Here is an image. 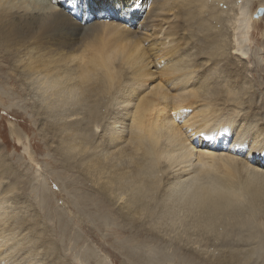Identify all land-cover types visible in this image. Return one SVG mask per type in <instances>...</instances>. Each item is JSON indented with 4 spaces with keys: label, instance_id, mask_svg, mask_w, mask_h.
Instances as JSON below:
<instances>
[{
    "label": "bare ground",
    "instance_id": "1",
    "mask_svg": "<svg viewBox=\"0 0 264 264\" xmlns=\"http://www.w3.org/2000/svg\"><path fill=\"white\" fill-rule=\"evenodd\" d=\"M211 1L224 0H202V4ZM137 2L130 8L133 0H0L3 56L26 82L23 89L31 101L28 106L45 134L56 142L54 154L65 169L76 170L84 187L88 177L95 178L98 188L93 193L87 192L90 187L82 190L77 186L76 177L69 178L67 187L82 192L72 198L76 212L87 217L94 228L101 223L107 226L105 238L124 233L133 236L128 235L124 242L122 237L115 240L127 248L123 256L131 257L128 264H167L179 257L184 262L191 258L204 264H255L262 255V251L256 253L257 248L264 246L258 232V239H251L248 233L249 237L235 243L236 239L226 234L225 238H213L202 228L239 209L246 203L242 197L251 203L264 192V157L255 154L259 146V154L264 152L263 129L256 123L259 129L254 131L250 125L256 112L251 110L250 118H244L227 108L235 102L243 105V101H236L240 91L235 85L245 80L229 59L239 56L236 51L242 48L238 42V47L232 44V37L244 42L250 25L258 23L261 16L264 19V14L258 16L262 0H227V6L232 5L228 24L221 13L214 17L208 10L207 18H201H206L205 24H212L215 32L202 35L198 47L191 43L197 36L195 30L191 28L192 34L187 36L181 21H175L183 13L182 9L175 10L179 5L176 0H153L136 33L120 27V23L98 20L115 17V8L133 13L142 8ZM254 4L259 7L256 14L251 10ZM86 17L95 21L88 22ZM219 57L226 61L222 66ZM207 63L211 67H206ZM260 88L257 86L258 91ZM254 90L248 97L255 95ZM3 101L0 99L1 109L11 108ZM189 109L196 111L187 116ZM102 122L103 137L96 143L90 125L98 127L96 123ZM10 134L31 159L27 144L22 142L27 138L12 126ZM95 147L98 152L89 154ZM101 179L103 182L98 183ZM40 192L43 202H48L49 196L43 195L42 189ZM86 202L95 206L92 215ZM52 210L48 212L51 223L36 221L32 225L21 216L9 222L0 212V264H23L25 255L28 258L39 248L47 256L42 264H75L61 251L64 242L53 238V232L60 227L75 249L84 240L82 234L90 237L92 228L81 218L73 222L58 214L61 209ZM72 225H76L75 230ZM27 230L31 233L28 237L23 233ZM184 234H195L205 240V246L197 248L200 240L191 241ZM22 241L30 243L27 249L19 247ZM133 243L137 251L131 250L129 244ZM178 243H191L192 247L185 249ZM161 247L164 250H158ZM92 249L82 252L87 264L93 262ZM252 253L256 258L249 256ZM108 258L112 264H125L118 263L115 255L108 254ZM104 261L94 262L106 264ZM190 264L195 263L190 260Z\"/></svg>",
    "mask_w": 264,
    "mask_h": 264
},
{
    "label": "rangeland",
    "instance_id": "2",
    "mask_svg": "<svg viewBox=\"0 0 264 264\" xmlns=\"http://www.w3.org/2000/svg\"><path fill=\"white\" fill-rule=\"evenodd\" d=\"M136 1H138L137 2L138 5L142 6V8H138L137 11L134 9V12L136 14L134 12L129 13V14H125L126 13L125 11L120 12L119 10H117L115 8L114 12L112 11V13H114L115 17L108 19V18H105L103 16V19H98V20L99 21H105V22L106 21L107 22L112 21V22L120 23L119 24L120 27L128 28L132 32L136 33L138 31L139 26L141 25V23L143 22L146 14H147L146 12H148L150 10V7H152L151 5H152L153 0H136ZM176 1L178 2L179 5L175 8V10L177 12H179V10L182 9L183 13L180 16L181 19L179 20V18H178L175 21H181V23L183 24L182 26L185 29L184 30L185 32H183V33L187 34V36H189L188 34H192V31L195 30V34L197 36L195 38L191 39V41H192L191 43L193 45H196L197 47H198L197 40L198 39H204L201 37L202 35L208 36V34L215 32V30H213L214 28L210 27V26H212V24H210V23L205 24V21L207 20L206 18H207L208 10L211 11V14H214V17L218 16L221 13V19H224V21L226 19L230 20V15L232 13V11H229V10H231L232 5H229V7H228L227 6V4H228L227 0L220 1V2L211 1L210 4L208 3L210 7H208V4L205 2H204V4H202V0H200V1L199 0H181L182 2L180 0H176ZM190 1H191V3L192 2L193 3L191 4ZM188 2L191 5L188 4ZM262 4H263V6H261V7H263L262 9L264 12V0H262ZM166 5H167V2H166ZM107 8H109V7H107ZM178 8H179V10H178ZM257 9H259L258 4H254L251 7V10L254 11L255 14L257 12ZM223 10H225L226 12L224 11L225 12L224 13ZM210 11H209V13H210ZM102 13H104V12H101L100 15ZM170 14H168V15H170ZM224 14H225V16H224ZM226 14H227V16H226ZM201 17H206V18L202 19ZM86 19L88 20V22L95 21L94 19L90 20L87 17H86ZM167 19L170 22L171 18L167 17ZM77 20H79V18H77ZM212 20L214 23H216V21H214L213 17H212ZM227 24H228V21H227ZM249 25H250V23H249ZM226 26L228 28V25H226ZM166 27H167V25H164L163 30H165ZM214 27H215V25H214ZM210 29H211V31H210ZM232 38L235 41V42L233 41L232 44L237 46L236 42H238L240 45V48L241 47L242 48L239 50L240 52L236 51L239 54V56L233 55V56H229L230 58L229 57L228 58L235 65L237 70L241 71L242 75H244L243 77H245V80L246 79L247 80L246 81L243 80L244 82H241L238 87H237V85H235V88H236L235 90L239 89V91H240L239 96H240V98L242 97L241 99L236 98V101H239V100L243 101L244 107H243L241 102H240V104H237L235 102L236 104L235 103L231 104V106L227 105V108L228 109L231 108V109L235 110L236 112H240V114H243L244 118H250L249 115L251 116L252 112H256L253 115V117H251L252 121H250V122L252 124H250V125H253V126H251L252 128L255 127V128H253L254 131L256 129L258 130L259 128H262L263 129L262 134H264V19H262V16H261L258 23L250 25L249 32L247 33L246 38L244 39V42H240V40H243L242 38H239V39H238V37H235V38L232 37ZM111 41H113V40H110V42ZM148 42L144 43L145 46L148 44ZM0 48L2 49V50L0 49V93H1L0 99L2 101L4 100L3 101L4 104H8V106H11V108H9L10 110L9 109L4 110L6 108H4V109L2 108L3 109L2 110L0 108V166H1L0 167V192H1L0 193V199H1L0 200V206H1L0 212L3 213V215H4L3 217H5L4 219L10 222L12 220V218H18L21 216L24 218L23 220H25L27 225H32L36 221H40L41 224L42 223H48L49 224L52 222V218L50 217V215H48V212L50 213V211L52 209L54 211L56 210L55 212H57L59 209H61V211L60 210L58 211V214L62 213L61 214L62 216H64L65 218H67L73 222H76L79 218H81V219L85 220L84 222H85L86 226L89 228H92V231H93L90 235L91 238L89 236L87 237L85 234H82V236H84V238H83L84 240L75 249L72 248V246L69 244L70 242L67 241L66 236L61 234L62 232L60 231V227H59V229H56V233L53 232V234H54L52 236L53 238L57 239L59 243L64 242L63 244L61 243L62 244L61 251L67 253L68 254L67 257L73 259L75 261V264H87L88 261L84 260V257L83 258L81 257V256H83L82 252L87 251L88 249L91 250L92 248H93L92 250L94 253V257L91 258V261L93 260L92 264H97L94 261H100V259H102L103 261L105 260L104 262L106 264H112L113 260H112V258L111 259L108 258V254L115 255L118 263H125V264H128V262L131 263V261L128 259V258H131L130 256H127V255H126V257L123 256V254L125 255L127 248H125L124 245L120 246L118 244V243L122 244L121 242L115 241L116 238L118 239L119 237H122V238H120V240L122 239L121 241H123V242H124V239H125V241L128 240V238H126V237H128V235H130L129 233L127 234V236L124 233L125 236H124V234H122L123 236L122 235L116 236V237L107 236L105 238V237H103V235H104L103 233H106L105 235L108 234L106 231L107 226L105 227L100 222L102 225V226L99 225L100 229L94 228L90 222L88 223L87 217L81 216V215H79L78 212H76V210L73 206V203H74L73 199L75 198L76 193L80 194L82 192L81 191L75 192V191L71 190L70 188H68L67 184L69 183V180L76 177L74 180H76V182H78L77 186H80V188L82 190H85L87 187H90V188H87L86 190L88 193H93L94 192L93 190H96L98 188V186L95 185V183H94L95 178L93 176L88 177L89 178L88 180H90V181L89 182L85 181L88 183L87 186L86 187L81 186V183L83 184V182H84L83 178L77 177L78 174L76 173V170H72V171L68 172L65 169L64 162L62 160H60L57 155L54 154L53 149H55L57 146L56 142L54 141V139L50 135L45 134L46 131L44 130V126L41 124V121L37 120V117L35 116V114L31 111V109L28 106V103L29 102L31 103V101L29 100L28 96L27 97L25 96V95H27L26 94L27 92H25V89L27 88L26 82L21 81V79H19L20 76L18 75V73H15V71H13V68H11L12 67L11 62L6 61L5 57L3 56V54H4L3 53L4 52L3 46L0 45ZM192 51H194V50H192ZM227 52H228V50H227ZM219 58L222 60L221 62L219 61V66H222V64L225 63L226 61H224L223 60L224 58H222V57H219ZM203 60L206 61L205 59H202V61ZM219 66H218V68H219ZM206 67L209 68L211 66H209L207 63ZM158 68H160V67L158 66ZM151 71L156 73V68L151 67ZM211 71H213V70L211 69ZM217 72L219 73V71H217ZM257 86H258V88L261 87L259 89V91L257 90ZM24 87H26V88L23 89ZM241 89H243V90H241ZM254 89H256V93H254L255 95L252 97H248L251 93H253V91H255ZM246 91L249 93H247ZM2 93H3V95H2ZM244 94H246L247 96ZM9 95H10V98L8 97ZM12 97H13V100H12ZM8 98L10 100H8ZM232 102L233 101H230V103H232ZM232 105L235 106L236 108L235 107L233 108ZM219 107H222V105L221 106L219 105ZM12 108H14V109H12ZM193 110L189 109V111H186L185 114L187 113V116L191 115V111L193 113ZM251 110H254V111L251 112ZM195 111L196 110H194V112ZM187 118L188 117H186L184 119V121ZM256 123L258 126H260L259 128L257 126H255ZM96 125L98 127H95L94 124L90 125V128L93 129L92 140L96 141V143H99L100 139L103 137V122L102 123H96ZM11 126H12V129L13 128L16 129L18 132H20L21 134H23L27 138L26 142L25 141H22V142L24 144H27L26 146L28 147V152L30 153L31 159L29 158V154L25 153V151L23 149L24 148L23 145L18 144L16 142V140L14 139V137L11 136V134H10V127ZM221 134H223V133L221 132L219 135H221ZM194 137H196V135H194ZM194 137H192V138H194ZM228 138H230V140H231V136H229ZM192 141H194V140H192ZM97 145H95V146H97ZM260 149H261V146L257 147L255 154L264 157V152L262 154H259ZM97 152H98L97 147H95V149L91 148L89 150V154H91V153L95 154ZM237 157L242 158L244 156H243V154H238ZM193 160H195V159H193ZM71 163H75V161L71 162ZM65 170L67 172H65ZM231 179L233 181H235V178H230V180ZM230 180H228V181L231 182L232 180L231 181ZM102 182H103V179H101L98 183H102ZM41 189L43 191L42 192L43 195L49 196L48 202H43L42 197H41V192H40ZM7 190L9 192H7ZM12 198L15 200H13ZM261 198H262V200H261ZM263 198H264V192L261 193V195L259 194L254 199L255 201H253L251 203L249 202V200H247L248 198L246 199V198L242 197V199H243L242 201L246 202V203H244V205L239 207V209L241 208V210H243V212H241V210L239 212V209L236 208L238 210V212L236 209H234V211H232L230 214H226L223 217H219L220 219L217 218V220L214 219L215 220L214 223H216V224L212 223L211 222L212 220L207 222L209 224L207 226H204V228H202V229H206V232H208L207 234H209V235L213 234V235H211L213 238L214 237L215 238L216 237L225 238L226 236H227V238L232 237V238L236 239L235 243L236 242L240 243L243 239L246 238L245 236L249 237L248 233H250L251 239L252 238L258 239L257 232H258V236H259V234L261 235V236H259V238H264V199ZM8 199H10V200H8ZM86 203H88L86 206V209H88L90 211V215H92L94 212L93 209L95 206L92 204V202H90V203L86 202ZM49 204H50V206H49ZM51 204H52V207H51ZM53 205H54V207H53ZM68 211H69L70 215L68 214ZM45 212H47V214ZM10 213L12 215H10ZM45 215H46V217H45ZM74 217H76V218H74ZM229 217H231V218H229ZM224 218H226V219H224ZM42 220H44V221H42ZM210 223H212V224H210ZM238 223H240V224H238ZM213 224H214V226H213ZM55 227L57 228L58 226L55 225ZM212 227H213V229H212ZM72 228H74L73 230H75L76 225H72ZM145 228H147V227H145ZM240 228H242V229H240ZM248 228H250V229H248ZM120 229L121 228L118 227V230H120ZM165 229H168V228L165 227ZM170 229L172 231V228H170ZM238 229H240V230H238ZM254 229H255V231H252ZM167 231H170V230L168 229ZM220 231H221V233H220ZM201 232H198L199 235L201 234ZM23 233H26L27 237L31 235L30 230L24 231ZM225 234H226V236H225ZM252 234H253V236H252ZM194 235L189 236V235L184 234L183 237H187L189 239L191 237V239H190L191 241H197L199 239L200 240L199 242H201V243H200V246L198 245L197 248H199V247L202 248V246H205V240H203L201 238H197L198 236L194 237ZM56 236H58V237H56ZM131 237H133V236H131ZM103 241L105 242V244ZM23 242H25V241H22L21 242L22 244H21V246L19 245V247H23V246L26 247V246L30 245L29 242H25V243H23ZM106 242H107V244H106ZM27 243H29V244L26 245ZM103 244H104V246L102 247L101 245H103ZM133 244H129L130 247L132 248L131 250L137 251L136 248H138V247H136L135 244L133 246ZM127 245L128 244H126V247H127ZM178 245L179 246L181 245V247L183 245V247H185V249H190L192 247L191 243L189 245L186 243H181V244L178 243ZM117 246H118V248H117ZM236 246H238V245H236ZM25 249H27V247ZM140 249H142V248H140ZM153 249H151V250L153 251ZM161 249L164 250L163 247L159 248L158 250L161 251ZM209 249L212 250L213 247H210ZM214 249L215 250L221 249V247L220 248L216 247ZM234 249H236V248H234ZM239 249H242L241 246H239ZM243 249H246V248H243ZM124 250H125V252H124ZM171 250L172 249L170 248V251ZM257 250L258 251L256 253L260 254V252L262 251L261 252L262 255H261V257L258 258L257 261H255V264H261V262L264 264V261H263L264 260V246L262 248H260V246H259L257 248ZM37 251H38V254L36 253ZM37 251L33 255L31 254V256H28V258H26V255H25V257H24L25 261L23 264H42V261H44L47 258V256H45V254H43V252H44L43 248H39ZM145 251L148 252L150 250H149V248H146ZM167 251H168V249H167ZM225 251H228V250L225 249ZM122 252H124V253H122ZM215 253H217V251ZM257 254L252 253V255L249 254V256H252V258H256ZM177 255H179V254H177ZM254 255H256V256H254ZM97 257H101V258L97 259ZM75 258L78 260H76ZM181 259H182V257H179L178 259L175 260L176 262L174 261V263L172 262V263H167V264H190V260L194 261L195 264H204V263H199L198 259L192 260L191 258H187L186 262H184L183 260L181 261ZM132 260H135V258ZM166 260H168V258ZM138 261H140V260H138ZM138 261H136V262H138ZM164 264H166V263H164Z\"/></svg>",
    "mask_w": 264,
    "mask_h": 264
},
{
    "label": "snow or ice",
    "instance_id": "3",
    "mask_svg": "<svg viewBox=\"0 0 264 264\" xmlns=\"http://www.w3.org/2000/svg\"><path fill=\"white\" fill-rule=\"evenodd\" d=\"M117 2H119V0H117ZM123 6V5H122ZM128 7H135V0H133V3L132 4H130V5H128Z\"/></svg>",
    "mask_w": 264,
    "mask_h": 264
},
{
    "label": "water",
    "instance_id": "4",
    "mask_svg": "<svg viewBox=\"0 0 264 264\" xmlns=\"http://www.w3.org/2000/svg\"><path fill=\"white\" fill-rule=\"evenodd\" d=\"M261 15H263V10L262 9H259L258 10V16H261Z\"/></svg>",
    "mask_w": 264,
    "mask_h": 264
}]
</instances>
